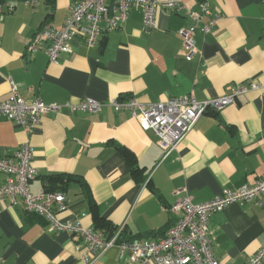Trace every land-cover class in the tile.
<instances>
[{"label": "crops", "instance_id": "obj_1", "mask_svg": "<svg viewBox=\"0 0 264 264\" xmlns=\"http://www.w3.org/2000/svg\"><path fill=\"white\" fill-rule=\"evenodd\" d=\"M75 1L0 0V101L14 85L27 103L83 97L107 103L97 113L49 112L31 129L0 116V156L14 159L22 143L32 146V193L56 183H48L49 176H71L67 206L54 211L60 220L95 230L104 222L129 239L157 240L178 217L170 204L185 196L203 203L264 176V0H180L185 9L158 8L151 28L143 24L142 6L133 5L121 25L94 44L74 37L71 50L55 61L44 48L28 53L32 35L46 23L60 27ZM202 1L220 18L210 31H195L188 56L180 32L191 23L190 13L202 14ZM249 81L261 87L203 113L167 154L153 130L109 104L125 96L143 103L184 94L205 100ZM130 161L140 167L135 174ZM49 225L43 215L0 200V264H87L77 235ZM207 226L213 255L244 264L264 245V193L212 212ZM88 264L151 263L134 262L111 246Z\"/></svg>", "mask_w": 264, "mask_h": 264}, {"label": "built area", "instance_id": "obj_2", "mask_svg": "<svg viewBox=\"0 0 264 264\" xmlns=\"http://www.w3.org/2000/svg\"><path fill=\"white\" fill-rule=\"evenodd\" d=\"M133 5L142 6L143 24L150 28L155 25L158 8L185 9L180 0H76L62 25L57 27L50 23L44 24L29 39L26 50L34 54L44 48L48 59L55 61L61 53L71 50L72 38L80 36L86 43L94 44L102 33L118 28ZM200 9L202 14L196 11L190 13L191 23L180 32L188 56L195 49V31H210L220 18L218 14H212L207 1L200 3ZM4 12L0 3V16ZM259 87L261 84L256 81L239 82L232 84L226 93L205 100L184 94L143 103L134 96H125L114 98L109 104L115 111H128L138 120L143 130H153L158 135L159 146L167 154L178 146L203 113L218 111L234 102L239 95ZM106 104L90 97L50 103L36 98L27 103L12 85L11 95L0 101V116L31 129L49 112L67 110L97 113ZM32 152L30 143L24 142L13 153L15 160L0 156V172L4 174V181L0 185V200H8L10 207L21 204L25 211L43 215L50 224V230H67L77 235L80 241L76 247L80 251V258L87 264L95 259L97 252L103 253L111 246H117L132 261L140 263L227 264L212 253L207 226L210 214L232 202L258 199L264 193L262 176L253 184L225 190L203 203H193L185 196L168 206L178 217L160 238L129 239L123 236L121 229L108 232L104 228L95 230L73 219L60 220L54 211L57 207L63 209L67 206L65 192L46 188L38 193L29 190V180L36 174L31 164ZM244 264H264V245L250 255Z\"/></svg>", "mask_w": 264, "mask_h": 264}, {"label": "trees", "instance_id": "obj_3", "mask_svg": "<svg viewBox=\"0 0 264 264\" xmlns=\"http://www.w3.org/2000/svg\"><path fill=\"white\" fill-rule=\"evenodd\" d=\"M52 9L50 8L49 14H51ZM120 149L123 153L125 154L127 153V151L124 148L121 147ZM130 166H131L130 169H131L132 174H135L137 171L140 170V167L138 165H135L132 161H130ZM70 178H71L70 175H65V174H55V175L49 176L47 178L48 183L51 181H56V183L51 184V186L46 187V189L59 190V191L65 192L66 182ZM58 180L60 181L59 183L57 182ZM103 228L106 229L108 232H111L113 230L112 225L105 224L104 222L100 224V229H103Z\"/></svg>", "mask_w": 264, "mask_h": 264}]
</instances>
